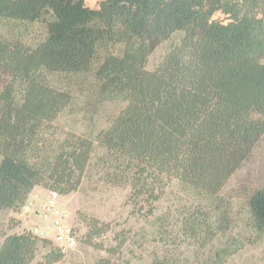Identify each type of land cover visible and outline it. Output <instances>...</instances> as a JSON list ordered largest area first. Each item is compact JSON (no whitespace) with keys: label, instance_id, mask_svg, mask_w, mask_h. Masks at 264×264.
<instances>
[{"label":"trees","instance_id":"obj_1","mask_svg":"<svg viewBox=\"0 0 264 264\" xmlns=\"http://www.w3.org/2000/svg\"><path fill=\"white\" fill-rule=\"evenodd\" d=\"M86 1L0 0V20L11 24L0 35V213L20 212L37 186L67 195L97 170L129 186L135 205L150 202V214L176 188L194 217L227 233L233 207L222 191L252 153L227 124L264 120V0H103L97 9ZM75 98L91 112L112 101L126 106L94 140L58 141L52 124ZM246 208L264 230V187ZM86 226L83 242L92 246L111 229L93 218ZM244 244L232 239L217 263ZM63 258L26 229L4 234L0 246V264Z\"/></svg>","mask_w":264,"mask_h":264},{"label":"rangeland","instance_id":"obj_2","mask_svg":"<svg viewBox=\"0 0 264 264\" xmlns=\"http://www.w3.org/2000/svg\"><path fill=\"white\" fill-rule=\"evenodd\" d=\"M103 0H87V6L97 9ZM11 24L0 20V35H6ZM36 30L33 37H36ZM179 36H173L161 44L149 57L147 69H153L161 61ZM126 104L112 101L103 104L97 112L84 110L80 99L75 98L53 122L55 137L58 141L73 134L94 140L108 128ZM238 140L251 148L250 158L229 179L222 191L225 200L232 204V225L227 233H219L213 221L203 222L192 201L176 188H169L161 198L153 203L150 214V202L138 204L131 201L129 186H115L91 171L82 181L78 190L60 195L58 203L63 210L65 222L74 229L78 238L76 248L64 253L57 264H99L109 259L112 264H152L163 261L164 264H218V253L238 238L244 247L227 257L223 264H264V230L252 226L247 210V201L254 191L264 187V120L252 117L239 125L227 124ZM101 155L102 150H97ZM96 161V157L93 163ZM55 192L49 188L37 186V192L29 200L40 203ZM96 219L109 224L110 231L96 239L99 246L83 242L87 232L86 219ZM16 229H10L14 224ZM21 224L26 225L22 227ZM44 226L40 218L25 215L22 212L6 211L0 213V246L4 234L30 231L33 225ZM121 248L117 252L114 249ZM100 247V248H99ZM112 251V252H111ZM44 253L41 251L39 258Z\"/></svg>","mask_w":264,"mask_h":264},{"label":"built area","instance_id":"obj_3","mask_svg":"<svg viewBox=\"0 0 264 264\" xmlns=\"http://www.w3.org/2000/svg\"><path fill=\"white\" fill-rule=\"evenodd\" d=\"M58 198L59 193L53 192L47 200L40 203L39 209L37 201L29 200L22 207V212L25 215L34 214L45 222L44 226L33 225L30 230L32 235L52 241L55 247L65 253L77 247L78 238L74 229L65 222Z\"/></svg>","mask_w":264,"mask_h":264},{"label":"crops","instance_id":"obj_4","mask_svg":"<svg viewBox=\"0 0 264 264\" xmlns=\"http://www.w3.org/2000/svg\"><path fill=\"white\" fill-rule=\"evenodd\" d=\"M36 192H37V187L34 188V190H33V192L31 193V195H30L29 198L33 197V195H34ZM21 226H22V227H25L26 225L21 224Z\"/></svg>","mask_w":264,"mask_h":264}]
</instances>
